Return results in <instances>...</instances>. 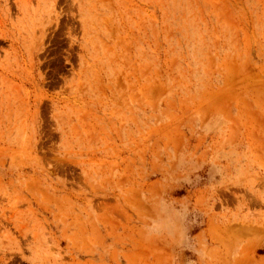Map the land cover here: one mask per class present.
I'll return each instance as SVG.
<instances>
[{
  "label": "rangeland",
  "instance_id": "rangeland-1",
  "mask_svg": "<svg viewBox=\"0 0 264 264\" xmlns=\"http://www.w3.org/2000/svg\"><path fill=\"white\" fill-rule=\"evenodd\" d=\"M0 264H264V0H0Z\"/></svg>",
  "mask_w": 264,
  "mask_h": 264
}]
</instances>
